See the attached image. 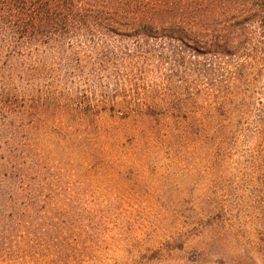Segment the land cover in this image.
Here are the masks:
<instances>
[{"label":"rangeland","instance_id":"rangeland-1","mask_svg":"<svg viewBox=\"0 0 264 264\" xmlns=\"http://www.w3.org/2000/svg\"><path fill=\"white\" fill-rule=\"evenodd\" d=\"M248 73L240 118L218 113L228 139L150 156L110 111L81 121L103 93L71 85L31 136L39 174L0 187V264H264V62Z\"/></svg>","mask_w":264,"mask_h":264},{"label":"trees","instance_id":"trees-1","mask_svg":"<svg viewBox=\"0 0 264 264\" xmlns=\"http://www.w3.org/2000/svg\"><path fill=\"white\" fill-rule=\"evenodd\" d=\"M261 62L264 0H0V117L9 133L0 187L39 174L31 136L59 116L78 81L103 93L101 107L73 105L81 121L110 111L150 156L228 139L218 113L240 118L248 68Z\"/></svg>","mask_w":264,"mask_h":264}]
</instances>
